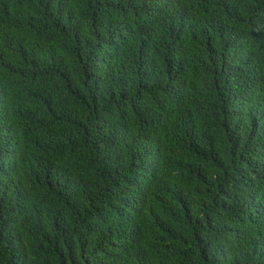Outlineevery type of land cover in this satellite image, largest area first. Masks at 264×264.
I'll use <instances>...</instances> for the list:
<instances>
[{
    "label": "trees",
    "instance_id": "obj_1",
    "mask_svg": "<svg viewBox=\"0 0 264 264\" xmlns=\"http://www.w3.org/2000/svg\"><path fill=\"white\" fill-rule=\"evenodd\" d=\"M0 264H264V0H0Z\"/></svg>",
    "mask_w": 264,
    "mask_h": 264
}]
</instances>
